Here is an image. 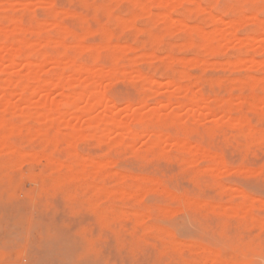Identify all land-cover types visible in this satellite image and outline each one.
Masks as SVG:
<instances>
[{"label":"rangeland","instance_id":"rangeland-1","mask_svg":"<svg viewBox=\"0 0 264 264\" xmlns=\"http://www.w3.org/2000/svg\"><path fill=\"white\" fill-rule=\"evenodd\" d=\"M0 264H264V0H0Z\"/></svg>","mask_w":264,"mask_h":264},{"label":"bare ground","instance_id":"bare-ground-1","mask_svg":"<svg viewBox=\"0 0 264 264\" xmlns=\"http://www.w3.org/2000/svg\"><path fill=\"white\" fill-rule=\"evenodd\" d=\"M30 64V63H29ZM32 65L31 66H33V63H31ZM29 66V65H28ZM30 67V66H29ZM52 84V83H51ZM34 91V90H33ZM37 92H38V90H37ZM34 93H35V91H34ZM69 100V99H68ZM95 102H97L96 101V98H95V100H94ZM66 103H68V102H66ZM71 102H69V104H70ZM72 104V103H71Z\"/></svg>","mask_w":264,"mask_h":264}]
</instances>
